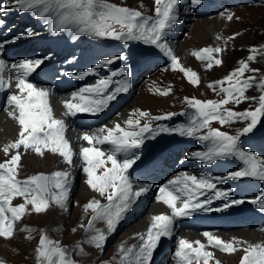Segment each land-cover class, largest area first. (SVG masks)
<instances>
[{
  "label": "snow or ice",
  "instance_id": "1",
  "mask_svg": "<svg viewBox=\"0 0 264 264\" xmlns=\"http://www.w3.org/2000/svg\"><path fill=\"white\" fill-rule=\"evenodd\" d=\"M190 2L193 6L202 4V0ZM179 3L180 0H153L152 15L112 4L108 0H11L6 4L0 3V7L28 12L34 18L42 20L52 35L68 32L73 40L88 37L95 41L142 42L154 46L171 61L173 70L182 72L188 83L198 86L200 79L197 72L181 66L166 40L168 34L180 22L177 12ZM226 19L233 20V15L229 13ZM3 25L4 21L0 20V27ZM33 35L36 33L27 32L4 40L0 42V50L8 44ZM216 39L220 40L221 37L217 36ZM223 51L221 47H204L193 52V55L198 60L207 61L205 67L210 70L214 65L222 64L218 57ZM124 59L123 56H117L101 60L89 71L68 75L74 80H83L94 75L98 68ZM256 59V55L247 57V61ZM44 63V58H36L23 59L12 64L11 71L15 72L13 84L11 76L5 79L4 73L8 67L5 60L0 59V92H11L13 87L16 90L7 95L4 111L18 128L16 138L0 148L6 157L0 162V238L12 239L17 231L16 224L26 215L45 213L53 205L67 211L72 169L82 167L86 174L87 186L107 203H101L97 199L90 201L85 206V211L91 210V218L86 226L82 224L80 227L85 232L92 233L84 243L103 251L108 237L116 231L138 199L149 191L147 187L134 190L129 178V169L140 159L134 150L140 149L146 140L160 136L161 133H174L181 137L195 138L202 143L207 142L210 146L206 151L191 154V158L204 165L235 158L241 161L244 167L222 177L184 174L168 182L171 188L167 185L161 187L156 200L164 204L170 214L153 215L146 231L138 234L137 245L127 248L119 246L118 264H151L154 251L161 244L162 238L172 237L174 222L178 219L192 217L198 212L220 213L245 203L258 205L264 212V191L246 201L232 198L231 189L218 188V185L225 181H242L246 178L264 181V158L240 146L241 138L253 134L258 125L264 122V76L257 78L254 73L258 70L251 68L248 62H242L224 80L216 82L219 85L217 95L222 94V99L201 101L194 97L185 98L187 107L193 110L192 113L180 114L187 116V124L174 128L160 125L154 127L155 121L168 120L175 113L153 117L148 112L138 111L129 115L123 127L116 124L112 128L101 127L95 131L82 132L77 140L86 142L88 146H82L78 153L66 135L68 125L63 117H75L81 113L96 116L107 109L120 94L127 93L130 89L129 79L125 75L127 68L112 71L110 75L97 79L94 84L73 92L71 98L63 102L64 111L57 116L50 103L51 89L38 87L28 79ZM246 73L253 75L246 76ZM115 77L121 79L114 80ZM208 87L216 91V85L209 84ZM253 87L261 93L256 107L242 112L226 107L229 104L239 105L244 101L257 100L256 97L246 95ZM157 92L161 96H168L171 88L163 91L157 89ZM213 122H218L221 127L237 122L244 126L235 134H229L210 127ZM204 129H207V132L200 134ZM106 144L112 148L108 153L99 147ZM21 149L40 157L46 152L58 155L68 167L50 174L40 173L20 179ZM119 154H123L125 158L118 159ZM77 157L81 164L76 163ZM17 198H22L23 202L13 205ZM214 201L223 203L219 207H212ZM96 222H103L106 231L96 228ZM19 231L26 229L21 228ZM201 235L207 240V246L200 240L179 239L174 255L179 258L180 264H210L215 260V256L213 251L207 250L208 248L225 254L242 251L239 264H264V244L245 246L244 241L235 238L225 241L209 231H204ZM77 250V254L87 255L84 247L79 244ZM35 252L37 264H77L58 241H53L45 234H41ZM0 264L3 262L0 261ZM215 264L220 262L216 260Z\"/></svg>",
  "mask_w": 264,
  "mask_h": 264
},
{
  "label": "rangeland",
  "instance_id": "2",
  "mask_svg": "<svg viewBox=\"0 0 264 264\" xmlns=\"http://www.w3.org/2000/svg\"><path fill=\"white\" fill-rule=\"evenodd\" d=\"M108 2L119 6H126L131 9H138L149 15L153 14V0H108ZM229 13L233 15V20L231 21L226 19ZM186 19H193V21L186 22L184 21ZM182 21L181 25L185 26L184 29L176 28L166 40L167 42H172V44L175 43V40L178 41L176 42L177 46L174 47L173 54L178 58L182 67L197 72L200 79L199 85H191L187 82L182 72L173 70L171 65L167 64L168 66L166 65L164 68L162 67L159 72L156 70V72L150 71L146 73L147 77H145L146 75L143 77L140 85L136 86L137 81L135 82L134 93L128 103H126L128 104V107L131 108V113L145 111L153 117L174 113L186 108L185 98L194 97L201 101H218L222 99V95H217L219 85H217L216 82L224 80V78L227 77L229 73L236 70L242 62H248L251 68L258 70L254 73L257 78L264 76V62L263 59H260V57H264V2L224 7L215 12L204 13L198 16L190 15L187 5ZM202 21H205V23H201ZM198 23L200 26H198ZM217 36H220L221 39L217 40ZM225 41L227 42L225 43ZM92 46L99 51H106V47H102L99 44H93ZM204 47H221L224 49L218 57L222 60L220 66L214 65L212 69L208 70L205 67L207 61L198 60L193 55V52ZM28 51H30V49H28ZM158 53L161 54L159 50ZM249 55H256V61H247ZM161 56H163V54H161ZM258 59L259 62H257ZM168 60L169 59L166 58L165 62ZM160 64L161 63L156 64L154 67L159 68ZM245 75H253V73H246ZM149 76L150 79L148 78ZM209 84L216 85V91L209 88ZM169 88H171V92L168 96H161L157 92V89L163 91ZM246 95L248 97H257L259 91L251 88L246 92ZM4 101L7 102V95L4 96ZM125 105L122 106L112 118L117 116L119 111L124 108ZM6 106L7 105H4L3 107L5 108ZM227 106L240 108L241 112L245 111V108L253 107L252 100L244 101L239 105L229 104ZM111 121L112 119L108 120L103 125L107 126ZM236 124L237 126L234 127ZM236 124L229 125L231 128L229 133L235 134L237 132L239 123ZM123 126L124 124L122 127ZM171 126L174 128L173 125ZM210 127L225 132L229 131V127L226 125L221 127L218 122H213ZM205 131H207V129L202 130V132ZM167 137H170L168 136V133H161L160 136L154 138L165 142ZM9 139L10 137H0V144H6L7 141H10ZM20 151L21 153H24L22 154L21 159L22 167L20 169V179L32 176L38 171H45L50 174L57 170H64V165L61 163L58 164L57 170L52 169L51 167L55 165L52 158L48 159L46 162L43 160V157H56V155L50 152H46L43 157H40L35 153L27 155L26 152H23L22 150ZM181 157L182 154L179 153L176 163ZM5 159L6 157L4 154H1L0 152V162H3ZM137 163L138 160L136 164ZM110 166L111 165L109 164L108 167ZM170 169L173 171L171 167ZM85 180L86 174L83 172L82 167L80 169L76 167V171L73 172V177L71 179L72 182L70 186L67 211L53 205L45 213H32L26 215L16 224L17 231L12 239L5 240L0 238V261H2L3 264H37L35 249L38 246L41 234H45L53 241H58L61 247L66 249L77 263L102 264V261L110 260L112 261V264H118L119 246L123 245L127 248L133 247L139 243L138 234H140L141 230L142 233H144L148 228L149 219L147 220V218L151 214L153 206L164 205L158 203L156 197L159 194V189L167 184L160 187L158 182H142L141 184L145 185L144 187H147L150 192L148 202H145L146 204L142 205L140 200H138V205H133L131 211H129L131 219H124L119 223L116 231L111 234V239L106 241L103 251H100L84 243L92 233L85 232L80 225L83 224L86 226L92 215L91 210H88V215L85 219V206L94 199L98 200L100 198V201L103 202L104 198L100 197L97 192H94L91 189L88 193L83 192V189H85L83 188ZM132 181L136 183V180ZM22 202V198H19L16 199L13 205H18ZM165 208L168 210L167 214H170V210L166 206ZM135 212H138L139 216ZM155 214L156 212H153L150 217ZM95 227L106 231L103 222H96ZM21 228L26 229V231H19ZM177 230H179L180 233L192 232L181 229ZM233 231H245L247 233L258 232L244 228H239ZM233 231H229L227 234L233 236ZM193 233L201 234L200 232ZM212 233L221 237V233ZM25 237L29 238L26 239ZM234 237H236L235 239L244 241L237 236ZM232 239L233 238H229V240ZM176 242L177 239L176 241H173L175 247L178 246V243ZM78 244L84 247L85 252L89 253V257L87 255L77 254ZM209 250L214 251L212 249ZM242 255L243 253L240 255H234L216 251L214 254L215 260L210 262V264H215L216 257H218V259L221 257L218 260L220 264H224V262L227 264H238ZM227 256L235 257L234 262L228 263V261L225 260V257ZM168 260H170V255L165 259L164 264H170V261L168 263Z\"/></svg>",
  "mask_w": 264,
  "mask_h": 264
},
{
  "label": "bare ground",
  "instance_id": "3",
  "mask_svg": "<svg viewBox=\"0 0 264 264\" xmlns=\"http://www.w3.org/2000/svg\"><path fill=\"white\" fill-rule=\"evenodd\" d=\"M186 6L187 5L185 4V0H180V3H179L178 8H177L178 19H179L180 22L173 28V30L168 34V36L171 35L173 33L174 29L177 28V27H178L177 29H184L185 26H182L181 25V21L183 20V15L185 14ZM184 21L191 22V21H193V19H191V20L190 19H186ZM201 23H205V21H202ZM198 26H200L199 23H198ZM192 31H193V29H192ZM176 42H178V41L175 40V43L174 44H172V42L171 43L168 42L169 45L171 46L172 50H174V47L177 46ZM10 49H11V51H9V52H3V57L0 56V59H4L6 65L8 67V70H6L5 73H4L5 79H8L9 76H11L12 77V80H13V84H14V82H15V75H14V72L11 71L10 67H11L12 64L18 63L20 60H23L22 57L24 55H27L28 56V54H29V51H28L29 45L28 44H25V45L24 44H21V45L15 46V47H11ZM35 58H38V57H35ZM35 85L38 86V87L49 88V89H51V93H52V89L55 87V86H53V88H52V87L44 86V85H38V84H35ZM14 91H16V90L13 87L12 90H11V92H14ZM11 92L10 91L0 92V137H3V138L10 137V139H9L10 141L11 140H14L16 138L17 132H18L17 125L15 124V122L12 119H9V118L6 117L7 116V113L4 111L5 108L3 107L4 105H7V102L4 101V96L11 94ZM64 101L65 100H61V99L58 100L56 97H54L51 94L50 103H51V105H52V107H53V109H54V111H55V113H56L57 116H60L61 113L63 112L62 107H63V102ZM130 110H131V108L128 107V104H126L125 107L122 108L119 111V113L117 114V116H115L112 119V121L107 126H105L103 124L102 125H98V126H96L95 128H93L90 131H95L96 129H99L101 127L112 128L116 124H120L122 126L124 124V122L129 118V115L131 113ZM63 118L65 119V121H66V123L68 125V131H67L66 135L72 141V143L74 144V147H75V151L78 153L79 150H80V148L82 146H88L86 144V142H84L82 140H77V137L82 132H84V130H77V129H75L73 127L72 122H70L67 117H63ZM162 139H164V138H162ZM7 143H8V141H7ZM0 145H2V146H0V148H2L4 144H0ZM173 154L174 153H172L169 156V158L166 160V164L172 158ZM51 158L53 159V161L55 163V165L51 167L52 169L57 170V167H58V164L59 163H61V164L64 165V170L68 167L62 161V158L59 157L58 155H56V157H51V156L43 157V160L46 162L48 159H51ZM76 163L77 164H81L82 163L78 157L76 158ZM160 165H163L162 162H159L158 165L155 167V169H152L150 171V174H152V176L147 179L148 182H152L155 178H162L163 179V177L167 174V172H171L170 165H167V166L164 165L163 168H160ZM78 168L80 169L81 167H78ZM75 171H76V168L72 169L71 179L73 177V172H75ZM131 182L133 184L134 190H138L139 188L145 186V185H143L141 183L138 184L139 182L138 183H134L132 180H131ZM86 186H87V184H86V180H85V185L83 186V188H85V189H83V192L88 193V191L90 190V188L88 186H87L88 187L87 188ZM147 186H148V184H147ZM149 198H150V192L148 191L143 196H141L138 200H140V203L142 205H145L148 202ZM98 200H100V198ZM135 205H138V201H137V203ZM153 212H156L155 215L161 214V213L167 214L168 210L165 208L164 205H154L151 214ZM135 213H137V215H138V212H135ZM150 215L147 218V220L149 219L148 220V223L149 224H150V218H151ZM129 219H131V216H130V214L128 212L125 215V220H129ZM255 230H258V229H255ZM262 230H264V226L258 232H252V233L249 232V233H247L245 231H233L232 232V235L233 236H229L230 234L228 235L226 233H221L220 236H221L222 239H225V241H228L229 238H236L234 236H237V237L243 239L246 244H257V243L264 244V231H262ZM140 234H142V230H141ZM111 237L112 236L110 235L107 240L111 239ZM180 238H186V239H188L190 241L200 240L202 243H204L207 246V240L201 234L193 233V232H181L180 233V231L177 230L176 227L174 226L173 235H172V237L168 238L169 243L167 245H161L160 244L159 247L157 248L158 252L161 251V250H166V249H168V248H170L172 246L175 247V243H173V241H176V239H177V242L176 243H178V241H179ZM209 249L214 250L213 253L216 252L215 249H213V248H208L207 250H209ZM163 259H164V257L162 256L158 262H155V264H163ZM234 259H235V257H233V256H227V257H225V260H227L228 263L234 262Z\"/></svg>",
  "mask_w": 264,
  "mask_h": 264
}]
</instances>
